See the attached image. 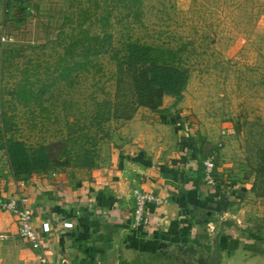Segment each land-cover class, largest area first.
Returning a JSON list of instances; mask_svg holds the SVG:
<instances>
[{"label": "rangeland", "instance_id": "rangeland-1", "mask_svg": "<svg viewBox=\"0 0 264 264\" xmlns=\"http://www.w3.org/2000/svg\"><path fill=\"white\" fill-rule=\"evenodd\" d=\"M128 44L165 51L182 74L179 97L168 96L177 116L166 124L168 139L178 131L212 145L204 149L214 157L215 186L240 187L247 203L262 202L264 0H2L0 150L7 160L8 140L29 156H47L49 168L31 174L110 160L138 111L154 112L138 106L131 74L112 59ZM98 48L102 53L88 56ZM115 110L130 118H114ZM191 249L166 252L199 259L203 248Z\"/></svg>", "mask_w": 264, "mask_h": 264}, {"label": "crops", "instance_id": "crops-1", "mask_svg": "<svg viewBox=\"0 0 264 264\" xmlns=\"http://www.w3.org/2000/svg\"><path fill=\"white\" fill-rule=\"evenodd\" d=\"M174 104L164 96L147 117L139 110L102 166L16 176L0 150V197H28L41 240L33 249L18 236L13 216L0 210V264H207L215 246L218 264H264V200L247 203L240 187L204 182V148L212 145L178 131L176 143L168 139ZM135 188L166 200L147 205L141 228L132 227ZM193 246L203 248L199 259L166 252Z\"/></svg>", "mask_w": 264, "mask_h": 264}, {"label": "trees", "instance_id": "trees-1", "mask_svg": "<svg viewBox=\"0 0 264 264\" xmlns=\"http://www.w3.org/2000/svg\"><path fill=\"white\" fill-rule=\"evenodd\" d=\"M18 2L19 0H6V6L9 3L15 4ZM100 53L102 52L98 48L93 52H88V56H97ZM165 53L159 48H152L148 45L128 44L126 45L125 54L120 58L121 60L116 55L112 56V59L118 61L120 70L125 67L128 73L131 74L138 106L157 111L162 104L164 96L179 97L184 80L179 69L170 65L172 60L163 58ZM166 62L169 63L167 64ZM87 64L88 62L84 61L81 66H86ZM21 91H25V88ZM25 93L30 94L31 102L34 94L32 88L30 87V91ZM113 116L114 118H123L125 120L130 118V115L127 116L125 113L119 115L116 110ZM1 122L2 128L6 129L8 121L5 120L3 114H1ZM5 144L10 167L16 176H27L33 171L49 168L47 156H41L36 153L29 156L26 154L22 144L16 141L8 140ZM81 166L87 167L89 165L82 164Z\"/></svg>", "mask_w": 264, "mask_h": 264}, {"label": "built area", "instance_id": "built-area-1", "mask_svg": "<svg viewBox=\"0 0 264 264\" xmlns=\"http://www.w3.org/2000/svg\"><path fill=\"white\" fill-rule=\"evenodd\" d=\"M226 132V130H223L222 135H225ZM214 163L213 156L207 157L203 162V179L209 186H215ZM20 186L23 187V183ZM131 196L134 203L132 213L133 228H141L147 224L146 207L148 204H166L164 198L149 195L136 188L132 190ZM0 210L8 212L13 216L17 223L18 236L20 238L28 241L33 249H41V240L33 227V214L29 207L27 196H12L6 200L0 197ZM44 230L47 231V225L44 226ZM3 238V236H0V240Z\"/></svg>", "mask_w": 264, "mask_h": 264}, {"label": "water", "instance_id": "water-1", "mask_svg": "<svg viewBox=\"0 0 264 264\" xmlns=\"http://www.w3.org/2000/svg\"><path fill=\"white\" fill-rule=\"evenodd\" d=\"M213 249H214V253L212 255L211 260L207 264H218L219 257L216 246Z\"/></svg>", "mask_w": 264, "mask_h": 264}]
</instances>
